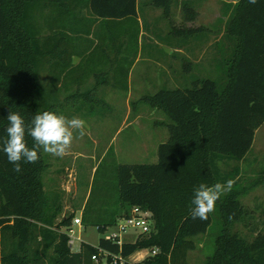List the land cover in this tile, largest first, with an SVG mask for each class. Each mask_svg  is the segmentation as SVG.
Segmentation results:
<instances>
[{
  "label": "trees",
  "instance_id": "obj_1",
  "mask_svg": "<svg viewBox=\"0 0 264 264\" xmlns=\"http://www.w3.org/2000/svg\"><path fill=\"white\" fill-rule=\"evenodd\" d=\"M202 1L0 0V140L7 136L9 109L24 119L29 148L35 141L27 135V127L37 113L68 117L65 109L78 101H82L78 112L85 106L87 110L97 87L85 90L86 54L92 49L94 56L101 54L107 61L108 49L120 48L129 58L132 41L139 44L141 12L146 16L147 8L161 10L169 20L173 7H181L186 20L194 22ZM223 8L227 20L217 45L219 79L198 77L191 87L163 88L144 97L145 104L169 121V139L158 148V162H114V194L108 198L105 192L100 204L92 207V190L82 213L83 227L95 226L104 233L139 207L152 214L153 232L139 235L133 244L120 247L102 239L98 246L83 243L79 252H73L66 230L76 215L62 216L61 205L46 191L49 164L43 149H38L37 162L21 160L19 172L0 151V264H94L98 249L125 259L156 249V255L139 264H190L189 253L196 250L197 238L207 233L215 215L213 211L207 220L192 218L194 189L201 183L211 186L227 180L234 181L233 187L216 201L220 230L205 264H264V232L248 242L232 231L245 216L240 203L243 189L235 182L239 164L264 125V0H237L223 3ZM127 21L138 26L136 33L117 29ZM142 27L151 32L144 21ZM172 34L160 42L186 41L194 30L172 26ZM124 56L117 62L122 73L129 74L131 67L120 63ZM75 57L78 66L73 64ZM234 163L232 169L223 170Z\"/></svg>",
  "mask_w": 264,
  "mask_h": 264
},
{
  "label": "rangeland",
  "instance_id": "obj_2",
  "mask_svg": "<svg viewBox=\"0 0 264 264\" xmlns=\"http://www.w3.org/2000/svg\"><path fill=\"white\" fill-rule=\"evenodd\" d=\"M230 1L234 0H208L200 4L201 8L196 9L198 17L193 23L186 20V13L182 11L181 7H173V14L169 20L163 18L161 10L146 11L151 23L145 14L141 12L142 22L144 21L146 24L153 23L155 28L159 25L162 30H165V32L160 30L159 34L154 33L153 35L155 42L163 44L160 42L161 40L173 35L172 26L177 30H188L200 24L207 25L211 17L214 20V14L217 12L220 20V40H222L221 32H223L226 23L222 14L223 3ZM117 27L120 32L123 30L129 35L132 32L136 33L135 31L138 29V26L132 21H127L120 26L117 25ZM105 28L107 29V27ZM149 45L150 42L145 39L144 59L148 50H150ZM160 50L155 49L154 53L156 59L160 58L162 60V51ZM122 52L126 54V51L123 50ZM127 52L129 58L126 59V56L123 55L125 60L120 63L124 64L123 67L130 66L133 68L138 53L136 42L133 43L132 41ZM118 61L120 60L118 59ZM75 62L79 61L76 59ZM144 65L147 64H137L130 74L127 72L120 74L117 77L118 84H113V88H117L115 89L116 93L107 90L106 99L100 98L101 94L92 98L93 101L88 104L87 110L85 106L81 112H78L82 101L68 106L67 111L65 109L64 113L68 117L70 116L69 119L73 117L81 118L86 121V126L83 137H80L78 132H74L72 146L62 158L43 151L49 164L44 174L45 189L52 199L61 205L63 209L62 216L75 214V217H82L92 190V207L100 204L101 196L105 192H107L106 196L108 198L112 197L116 188L115 179L112 177L114 162L123 165L154 164L158 162V148L169 139L170 134L166 126L169 121L162 112L153 110L141 99L143 94L145 97H149L157 93V91L150 89L152 83L146 80L140 82L142 78L138 73ZM203 69L205 73L210 72V66ZM197 71L198 69L185 77L182 83H171L170 86L165 85L163 88L174 89L186 85L191 87L192 82L199 77ZM219 75L220 72L217 70L216 72L213 71V75L207 74L205 78L217 81ZM129 93L132 95L130 107L127 105ZM103 101H107L110 106H103ZM129 108L131 109L130 116H128ZM153 111L155 112L152 113ZM138 116L140 118L135 121ZM235 164H228L229 167L222 166L223 170H230ZM99 166H101L100 170L96 174ZM239 166L241 173L235 182L243 189L240 203L243 206L245 216L234 225L232 231L246 241L251 242L259 233L264 232V125L256 132L253 148L246 160L241 162ZM255 182L261 183L251 188ZM215 210L212 226L206 234L197 238L196 250L189 253L188 260L190 264H205L206 258L213 253L214 242L220 230L218 228L219 216L216 214L217 210ZM75 229L77 230V236H81L85 244L98 246L100 241L105 238L104 234L100 233L95 226H84L80 232L79 229ZM138 236L139 232L128 230L122 234L121 242L122 244H133L137 241ZM143 258H148L147 253L140 256L135 255L129 264H139L145 260Z\"/></svg>",
  "mask_w": 264,
  "mask_h": 264
},
{
  "label": "crops",
  "instance_id": "obj_3",
  "mask_svg": "<svg viewBox=\"0 0 264 264\" xmlns=\"http://www.w3.org/2000/svg\"><path fill=\"white\" fill-rule=\"evenodd\" d=\"M207 1L208 0H204L202 3ZM236 2L237 0L224 3L235 4ZM200 8L201 6L198 5L197 9ZM148 10L157 9L147 8V11ZM146 17L149 20L147 12ZM223 19L227 20V18ZM138 21L141 26V33L138 44L137 60L130 72L136 68L135 66L137 64L146 63L147 65L142 66L138 75L142 78L140 82L146 80L147 82L152 83L150 89L158 92L161 90V88L163 89V86L165 87V85L170 86L171 83H182L183 79L192 74L196 69H198L197 76L200 78L207 76V74L213 75V71H217V45L220 40L219 14L217 12L214 14V20L211 17L207 25L200 24L194 28H189L188 30H194L193 36H190L186 41H180L179 43L176 42L173 45L167 43L159 44L155 42L153 34H159L160 30L165 32V30H162L159 25H157L155 28L154 24H150L151 22L149 20L151 32L146 33L145 29L142 27V18L139 17ZM223 33L224 30L221 32V35H223ZM144 36H146L147 41L150 42V45L148 46L150 50H148L145 59L144 44L142 41ZM155 49H161L160 51H162V60L160 58L156 59L154 53ZM122 51L123 49L120 48L108 49L109 58L107 61L102 59L104 56L101 54L94 56L92 49L88 54H86V91L97 87L96 91L92 95L93 98L101 94L100 98L106 99L107 90H111L114 94L116 93L115 89L117 88H113V84L118 83L117 77L122 74L121 65L117 62L118 59L121 60V58H123ZM89 56H92L90 60L88 59ZM76 59L79 62L76 63ZM79 63L80 60L75 57L73 59V64L78 66ZM208 66H210V72L205 73L203 68H208ZM102 82H104V84L100 85ZM144 97L145 96L143 94L141 96L142 101ZM131 98L132 95L129 93L127 96L128 107H130ZM108 105L110 106L107 101H105L103 104V106ZM130 114L131 109L129 108L128 116H130ZM139 118L140 116H138L135 121H137Z\"/></svg>",
  "mask_w": 264,
  "mask_h": 264
},
{
  "label": "clouds",
  "instance_id": "obj_4",
  "mask_svg": "<svg viewBox=\"0 0 264 264\" xmlns=\"http://www.w3.org/2000/svg\"><path fill=\"white\" fill-rule=\"evenodd\" d=\"M256 3V0H249ZM6 138L0 140V151H3L9 163L14 165L13 171L21 170L20 161L35 163L39 159L38 149L56 157L65 156L72 146L74 132L80 137L85 135L86 121L78 118H68L51 111L37 113L27 127V135L34 141L32 148L26 144V126L22 116L9 109L7 116ZM234 181L217 182L211 186L201 183L194 189L191 201L193 207L190 215L193 219L207 220L208 214L215 210L216 201L222 195L231 191Z\"/></svg>",
  "mask_w": 264,
  "mask_h": 264
},
{
  "label": "built area",
  "instance_id": "obj_5",
  "mask_svg": "<svg viewBox=\"0 0 264 264\" xmlns=\"http://www.w3.org/2000/svg\"><path fill=\"white\" fill-rule=\"evenodd\" d=\"M82 227V217H75L72 226L66 230L69 236V246L73 252H79L81 250L83 240L81 236H77V230L75 228L79 229L78 231L80 232ZM128 230L139 232V235L151 234L154 230L152 214L139 207H134L131 210L129 217L119 219L114 227L108 228L106 232L103 233L105 236L104 239L118 243L121 247L123 245L121 242V236ZM143 252H146L149 257L156 255L158 250H144L135 255L140 256L144 254ZM134 256H131L129 259H125L121 255H115L107 250L98 249V253L93 255L92 261L94 264H129L130 260Z\"/></svg>",
  "mask_w": 264,
  "mask_h": 264
}]
</instances>
